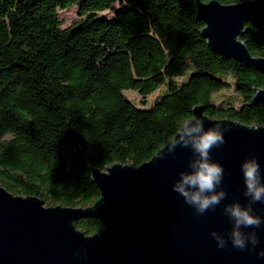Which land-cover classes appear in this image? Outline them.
Returning <instances> with one entry per match:
<instances>
[{
  "label": "trees",
  "instance_id": "obj_1",
  "mask_svg": "<svg viewBox=\"0 0 264 264\" xmlns=\"http://www.w3.org/2000/svg\"><path fill=\"white\" fill-rule=\"evenodd\" d=\"M115 2L112 17L98 15ZM73 5L80 18L63 28L59 10ZM202 26L192 0H0V186L49 206L87 207L99 191L82 152L101 170L138 167L197 105L212 119L264 126V104H250L264 74L213 52ZM245 27L247 48L264 57V7ZM160 87L147 109L124 95ZM76 228L94 235L101 223Z\"/></svg>",
  "mask_w": 264,
  "mask_h": 264
},
{
  "label": "water",
  "instance_id": "obj_2",
  "mask_svg": "<svg viewBox=\"0 0 264 264\" xmlns=\"http://www.w3.org/2000/svg\"><path fill=\"white\" fill-rule=\"evenodd\" d=\"M192 1L207 46L264 74V57L253 55L242 40L252 12L264 7V0ZM252 90L250 104H264V90ZM190 110L204 120L205 130L217 124L230 129L226 143L211 153L225 169L223 190L228 194L215 212L198 217L172 191L179 173L190 171V149L178 147L164 159L158 158L159 149L138 167L115 163L103 170L90 165L89 155L80 150L99 191V198L87 207H45L36 196H15L0 186V264H264L251 251L235 249L230 240L225 249H218L210 235L216 231L227 239L232 223L224 207L247 204L241 163L256 157L264 172V126L212 119L201 105ZM253 207L255 215L264 217V204ZM87 218L101 223L100 233L86 235L76 228V222ZM244 231H256L260 244L255 251L264 250V225Z\"/></svg>",
  "mask_w": 264,
  "mask_h": 264
},
{
  "label": "clouds",
  "instance_id": "obj_3",
  "mask_svg": "<svg viewBox=\"0 0 264 264\" xmlns=\"http://www.w3.org/2000/svg\"><path fill=\"white\" fill-rule=\"evenodd\" d=\"M229 131V128L219 124L205 130L203 119L187 116L178 121L175 132L160 145V159L174 155L178 147L191 150L192 158L188 163L190 171L179 173L172 191L182 196L185 203L195 209L198 217L209 210L215 212L217 206L227 198L228 194L223 190L225 169L213 161L211 153L214 148L218 149L226 143L225 133ZM240 167L245 184L243 196L247 198V204L234 202L224 207V215L232 223L227 239L216 231L210 235L217 242L218 249H225L230 240L235 249L251 251L264 259V250L259 253L255 251L260 244L257 232L244 231L248 228L260 229L264 225V217L255 215L253 207L257 203L264 204V172L256 157L244 160ZM74 254L80 255L79 251Z\"/></svg>",
  "mask_w": 264,
  "mask_h": 264
},
{
  "label": "rangeland",
  "instance_id": "obj_4",
  "mask_svg": "<svg viewBox=\"0 0 264 264\" xmlns=\"http://www.w3.org/2000/svg\"><path fill=\"white\" fill-rule=\"evenodd\" d=\"M118 8L117 2L112 5V8L105 11L98 12V15L112 17L115 10ZM59 16L62 19V27L66 28L72 25L74 22L79 20V15L77 14V7L75 5L70 6L66 9L59 10ZM165 89L160 87L152 95L142 98L133 90H125L124 95H126L130 100H132L138 107L147 109L151 108L154 102L164 93ZM231 94V90H223L219 94L214 96V99L221 101ZM238 108V105L236 106ZM45 207H49L48 204L43 203Z\"/></svg>",
  "mask_w": 264,
  "mask_h": 264
}]
</instances>
